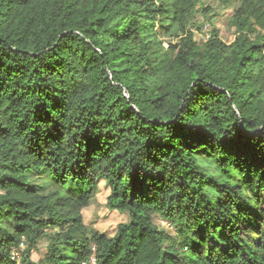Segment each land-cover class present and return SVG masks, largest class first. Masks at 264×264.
Instances as JSON below:
<instances>
[{"label":"trees","instance_id":"16d2710c","mask_svg":"<svg viewBox=\"0 0 264 264\" xmlns=\"http://www.w3.org/2000/svg\"><path fill=\"white\" fill-rule=\"evenodd\" d=\"M218 1L233 40L200 46L198 0H0V264H264V0ZM100 182L112 236L83 223Z\"/></svg>","mask_w":264,"mask_h":264},{"label":"rangeland","instance_id":"374dc122","mask_svg":"<svg viewBox=\"0 0 264 264\" xmlns=\"http://www.w3.org/2000/svg\"><path fill=\"white\" fill-rule=\"evenodd\" d=\"M167 6L169 13L168 18L173 19L172 15L175 10L177 0H162ZM232 8H225L218 0H198L196 5V11L193 12L190 19L189 29L194 36V40L198 45H202L208 39L207 36L211 34L212 30H217L219 37L225 43H229L233 40V30L228 26V18L232 14ZM158 34L157 40L162 42V47L166 49L169 43L174 44L176 42V35H178L176 24L173 20H163L157 23ZM199 163L202 166L205 173L217 177L214 161L205 157L199 159ZM31 184L41 195H46L49 192L57 190L56 182L52 181L46 173H33L31 175ZM210 193V190L207 189ZM109 194L108 189L103 182L99 183L98 192L94 199L89 203L87 207L82 210L83 223L85 226L96 230L102 234L112 236L116 230L118 224L126 223L128 221L127 215L119 213L117 211L110 210L106 206V198ZM154 223L161 229L171 231L168 225L158 218L154 219ZM11 226L10 219H4L1 224L2 229H9ZM47 242L46 240H40L36 244L35 248L31 251L30 259L34 262L42 261L46 254ZM25 244L21 245L19 252H15V259L18 262L20 254L25 250Z\"/></svg>","mask_w":264,"mask_h":264},{"label":"built area","instance_id":"2783aa9c","mask_svg":"<svg viewBox=\"0 0 264 264\" xmlns=\"http://www.w3.org/2000/svg\"><path fill=\"white\" fill-rule=\"evenodd\" d=\"M207 38H209V35L207 36Z\"/></svg>","mask_w":264,"mask_h":264}]
</instances>
